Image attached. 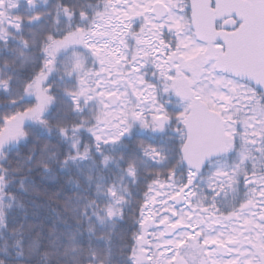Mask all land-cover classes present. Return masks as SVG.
I'll list each match as a JSON object with an SVG mask.
<instances>
[{
	"label": "snow or ice",
	"instance_id": "1",
	"mask_svg": "<svg viewBox=\"0 0 264 264\" xmlns=\"http://www.w3.org/2000/svg\"><path fill=\"white\" fill-rule=\"evenodd\" d=\"M0 255L264 264V0H0Z\"/></svg>",
	"mask_w": 264,
	"mask_h": 264
},
{
	"label": "trees",
	"instance_id": "2",
	"mask_svg": "<svg viewBox=\"0 0 264 264\" xmlns=\"http://www.w3.org/2000/svg\"><path fill=\"white\" fill-rule=\"evenodd\" d=\"M55 181L54 180H48L45 183V187L48 189L49 193L55 192L57 189L54 186ZM37 204L42 205V207L39 209L40 215L42 218L54 221L55 220V214L54 211L56 209V203L55 202H49L47 197H45L43 194H41V198L36 201ZM0 259H3V256L0 255Z\"/></svg>",
	"mask_w": 264,
	"mask_h": 264
}]
</instances>
